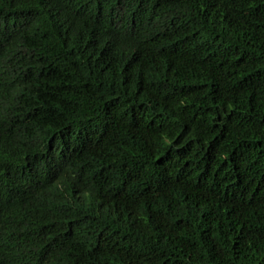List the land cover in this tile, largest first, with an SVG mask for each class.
Returning <instances> with one entry per match:
<instances>
[{"label":"trees","instance_id":"obj_1","mask_svg":"<svg viewBox=\"0 0 264 264\" xmlns=\"http://www.w3.org/2000/svg\"><path fill=\"white\" fill-rule=\"evenodd\" d=\"M0 264H264V0H0Z\"/></svg>","mask_w":264,"mask_h":264}]
</instances>
